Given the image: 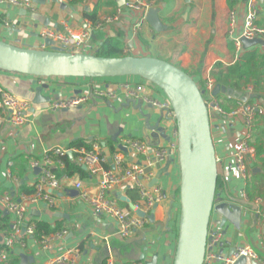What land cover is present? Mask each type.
Here are the masks:
<instances>
[{
    "label": "crops",
    "instance_id": "obj_1",
    "mask_svg": "<svg viewBox=\"0 0 264 264\" xmlns=\"http://www.w3.org/2000/svg\"><path fill=\"white\" fill-rule=\"evenodd\" d=\"M32 1L33 7L28 11L0 5V13L12 22L10 30L0 25V40L21 47L25 44H39L38 35L44 28L63 30L69 23L79 31L86 28L91 30V39L82 54L93 55L105 44H118L125 56L166 61L203 86L209 77L213 78L217 64L228 68L235 65L247 52L256 53L259 57L264 55V41L248 49L243 46L238 53L230 34L232 12L236 14L233 37L242 34L248 0H236L233 4L229 0H84L74 5L71 4L72 0ZM136 2L152 6L161 23V30L153 28L147 19L137 29L144 13L126 6L127 3ZM257 11L256 24L264 28V0L257 1ZM94 12L98 20L106 17L116 20L96 28L87 18ZM125 49L129 53H124ZM257 71L261 82L260 94L251 82L243 86L240 92L245 96L248 87H253L257 96L259 110L252 131L256 160L251 163L252 170L244 185L245 189L244 186L240 188L236 180H241L240 177L235 170H230L231 163H227L228 172L220 174L222 185L218 193L222 197L227 195L244 201V190L250 201H244L246 205L242 207L241 228L236 229L227 223L223 229L227 230L224 252L230 254L235 247L247 245L259 255L261 262L258 264H264V228L254 204L256 199L264 200V66ZM122 83L136 85L141 82L134 77L36 78L0 70V89L32 106L28 112L29 121L21 128H13L7 121L0 120V212L9 215L12 223L10 234L0 231V243L6 245L10 237L14 240L7 264L11 258L17 260L16 264H22L23 257L26 258V264H51L69 251L71 262L73 261L70 264H107L111 259L116 264H146L152 262L153 258H157L156 264H172L178 237L175 219L179 208L178 158L173 157L169 163L157 167L154 179L145 184L147 188L160 190L166 196V201L154 209V223L129 238L120 236L113 219L95 215L90 201L83 198V195L88 194L92 198L96 197L102 174L93 175L83 164L78 163L76 151L86 148H72V144H89L90 150L97 151L105 159L102 168L114 170V158L117 155L123 156L128 162L144 160L143 156L135 154L123 144L126 138L147 143L154 150L177 141L173 136L177 125L171 122L172 128L168 132L167 126L163 124L165 118L158 109L126 98L119 92L120 89L117 100L94 95L97 89L109 90L114 84ZM40 85L48 86L43 94L50 96V102L81 96L86 100L67 111L54 112L49 109V103L34 104L32 90ZM227 98L231 103L226 109L222 107L226 113H231L240 100ZM216 125L225 126L224 130L219 129L218 137L213 136L215 143H218V157H225L238 146L240 133L243 131L242 119L228 116ZM55 148L72 149V154L68 156L75 166L82 169L83 174L69 175L67 165L58 157H52L51 170L60 182V188L50 196L53 203L44 200L25 202L27 210L22 224L18 226L3 202H24L23 198L28 196L27 190L34 188L42 175L43 167L33 168L31 162L42 161ZM77 182L82 183V190L75 188ZM123 198L135 207H142L140 191L134 180L116 184L106 192L107 200L115 202L123 210L133 211ZM36 223L47 224L53 234L43 236L40 240L35 237V231L33 235L23 233L25 224L33 227ZM57 229L59 231L55 232ZM47 241L49 244L45 248Z\"/></svg>",
    "mask_w": 264,
    "mask_h": 264
},
{
    "label": "built area",
    "instance_id": "obj_2",
    "mask_svg": "<svg viewBox=\"0 0 264 264\" xmlns=\"http://www.w3.org/2000/svg\"><path fill=\"white\" fill-rule=\"evenodd\" d=\"M257 1L248 0V12L244 20V29L240 36L233 37L236 14L231 13V30L232 40L235 44L236 51L240 53L242 51V38L247 40H259L264 41V28L256 24L257 22ZM1 6H8L9 8L28 11L33 7L32 0H0ZM128 9L143 12L144 16L137 25V29L142 27V24L146 21L147 13L152 9L150 4H142V2L127 3ZM119 15L121 10L118 11ZM116 19L113 17H106L98 21L95 24L96 28H101L107 24H111ZM14 24V23H13ZM0 25L10 30L12 22L0 13ZM51 40L54 43V48L64 49L66 52L72 54H82L87 43L91 39V30L81 29L80 31L73 28L67 23L63 30H53L50 28H44L38 35L40 43L25 44L31 47H37L39 50H45L46 40ZM50 46L47 50H50ZM124 53H129L128 49H125ZM135 85V84H134ZM206 94L210 96L211 101L206 102L208 106L214 104V108L211 109L215 115L220 118H240L242 119L243 131L240 133L239 142L236 150L227 154L225 157H218L217 162L219 171L228 172L227 159L232 157L234 159V165L230 166V170H235L240 179L247 181L250 177L252 170L251 163L256 160V149L252 143L253 127L256 114L259 110V106L256 99L249 100L248 102L238 101L237 107L231 112L226 113L221 107L220 103L215 100L213 91L216 88V82L214 78L209 77L204 86ZM118 89L120 93L126 98H130L136 101H140L144 104L158 109L163 114L166 120L170 122L176 121V114L171 102L167 100H158L153 97V92L157 90V86L148 81V84H136L134 87L131 83L114 84L112 89L109 90H95L94 95L99 98H110L111 100H117ZM247 94L253 95L254 88L248 87ZM167 98V97H166ZM86 100L84 97H74L69 99H59L58 101L50 102L49 109L56 112L61 110H67L74 108L75 106L83 103ZM31 103L23 101L12 94L0 89V120L7 121L13 128H21L28 123V112L31 109ZM177 127V126H176ZM173 136L177 140L174 144H170L167 147L160 149H151L147 143L140 142L126 138L123 140V144L131 149L132 152L139 156H143L144 160L140 162H128L121 155H117L114 158V170H104L102 164L105 159L97 151H88L86 149H79L76 151V160L78 163L83 164L86 169L93 175L98 173L102 174V181L98 194L95 198L83 195L84 199L90 201L95 215H104L113 219L118 227L119 234L123 238H129L135 232L145 229L150 225V220L145 217H139L134 211H126L121 209L115 202L106 199V192L113 188L114 185L125 182L129 179L134 180L138 185L140 191V203L142 207L137 205L136 208L142 210L147 215L152 213L156 206L166 201V196L157 189H150L145 186L149 183L157 174V167L169 163V161L176 157L179 160V144H178V128L173 131ZM72 149L68 148H55L50 150L42 161L31 162L33 168H40L42 175L35 183V192L31 195L23 198L24 202L17 203L15 201H4V207L6 210L14 216L15 222L19 225L22 224L26 213V203L37 202L38 200H44L48 203H53L52 192L57 191L60 188V182L51 170L52 157L58 158L65 157L72 154ZM179 162V161H178ZM11 165V164H10ZM75 188L78 190L83 189L81 182L75 184ZM242 198L245 202L249 203V199L243 190ZM256 206V212L260 219L261 226L264 228V200L262 198L256 199L254 202ZM180 216V205L177 211L176 223L178 225ZM35 231L33 227H27L26 233L33 235ZM13 237L8 238L6 245L11 248L13 245ZM225 243V237L223 236V229L219 227L214 221L211 222L208 232V240L206 246V254L204 264H235L240 258L246 257L250 261L260 263L261 259L259 255L247 245H239L235 247L232 255L224 252L223 246ZM49 241L45 243V248L48 247ZM223 250V252H222ZM71 252H67L51 264H70ZM9 252L6 250H0V264H7ZM107 264H116L114 260H108ZM143 264V263H133Z\"/></svg>",
    "mask_w": 264,
    "mask_h": 264
},
{
    "label": "water",
    "instance_id": "obj_3",
    "mask_svg": "<svg viewBox=\"0 0 264 264\" xmlns=\"http://www.w3.org/2000/svg\"><path fill=\"white\" fill-rule=\"evenodd\" d=\"M146 19L153 28L161 30V23L156 11L151 9L147 13ZM241 41L246 49L256 46L260 42L246 38H242ZM45 45L47 47L45 50H39L37 47L29 45L21 47L0 40V70L36 78L115 79L139 77L152 82L164 92L176 114L179 144L180 216L172 264H204L211 222L214 221L221 229H224L227 223L240 229L243 224L242 207L246 205L244 201L227 195L222 197L221 193H218V154L212 129L224 130L225 126H212L211 109L214 108V104L208 106L198 83L189 74L166 61L149 57L104 58L95 55L72 54L64 49L54 48V43L48 39L45 41ZM50 46H52L50 50H47ZM47 90L48 86L46 85L33 88L35 105L50 103V96L43 94ZM220 95L242 102L257 98L255 94L244 96L240 92L218 85L213 91V96ZM122 200L127 202L131 210L139 217H147L151 223H154L153 212L147 215L137 209L129 200L124 198ZM27 227L28 225L25 224L23 233H26ZM226 235L227 230H223V236L226 237ZM233 252L234 250L230 255ZM23 261L22 264L27 263L25 257H23ZM156 263L157 258H153L152 262L146 264ZM235 264L258 263H250L248 258L242 257Z\"/></svg>",
    "mask_w": 264,
    "mask_h": 264
},
{
    "label": "trees",
    "instance_id": "obj_4",
    "mask_svg": "<svg viewBox=\"0 0 264 264\" xmlns=\"http://www.w3.org/2000/svg\"><path fill=\"white\" fill-rule=\"evenodd\" d=\"M84 0H72L71 4H76L77 2H82ZM236 0H229L231 4H233ZM87 18L93 22L94 24L98 23V18L96 15V12H94L91 15H88ZM93 55L97 57H104V58H119V57H125L123 54V49L120 48L118 44H105L100 49H98ZM264 66V55L260 56L256 53L247 52L241 59L238 60V62L230 66L228 68L224 67L221 64H217L214 72H213V78L216 82V86H223L226 88H230L234 91L241 92L243 90V86L246 84H249L250 82L255 85L256 92L260 94V88H261V82L259 79L258 74V68H263ZM260 96V95H259ZM217 98V97H215ZM86 148L87 150H90L91 147L89 144L84 142H76L72 144V148ZM54 157V156H51ZM62 160L63 163L67 165V169L70 171L68 174L72 175L74 173H82V169H80L78 166H75V164L72 163L70 157L67 155L65 157L59 158ZM222 185V179L219 176V182H218V189H220V186ZM35 192V187L30 188L27 190L28 195H31ZM179 195V192L178 194ZM11 218L9 215H4L2 212H0V231L6 232L10 234L12 232V223ZM35 227V237H38V239H42L43 236H49L53 234V231L49 229L48 225L45 223H36L34 225ZM59 231L57 229L55 232ZM0 250H6L10 251V248H8L7 245L0 243ZM17 260L15 258H11L9 261V264H16Z\"/></svg>",
    "mask_w": 264,
    "mask_h": 264
},
{
    "label": "rangeland",
    "instance_id": "obj_5",
    "mask_svg": "<svg viewBox=\"0 0 264 264\" xmlns=\"http://www.w3.org/2000/svg\"><path fill=\"white\" fill-rule=\"evenodd\" d=\"M191 77H192V76H191ZM120 78L123 79V78H126V77H120ZM134 78H138V81L141 82V84H148V81H145V80H143V79H141V78H139V77H134ZM192 78H193V77H192ZM140 79H141V80H140ZM132 86L134 87L135 85L132 84ZM198 86H199V88H200V90H201V92H202V94H203V97H204L205 101H206V102H210V101H211V99H210L211 97L208 96V95L206 94V90H205L203 84L199 83ZM161 94H162V95H161ZM153 97L156 98V99H158V100H160V99H162V100H167L166 95L164 94V92H163L161 89H159L158 87H157V90L153 92ZM215 100H216L218 103H220L221 107L223 106L225 109L228 107V104L231 103L230 100H228L227 96H225V97H224V96H218L217 98H215ZM223 107H222V108H223ZM222 118H224V117H222ZM222 118H220L219 116H217V115H215L213 112H211V123H212V126L214 127V126L216 125V123H218V122L221 121ZM235 119H236V118H235ZM173 123L175 124V122H173ZM163 124L167 126V130H168V132H170V130H171V128H172V124H171V122H170L169 120L164 119V120H163ZM242 127H243V126H242ZM212 132H213V133H212L213 136H214V135H215L216 137L219 136V130L212 129ZM217 141H218V139H217ZM216 143H217V142H216ZM216 143H215V141H214L215 146H216ZM217 144H218V143H217ZM227 163H228V164L231 163V165H234V159H233L232 157H229V158L227 159ZM225 172H226V171H225ZM220 174H221V175L224 174V173L222 172V169H220V171H219V176H220ZM236 180H238L237 183L240 184V188H243V186L246 184V181H244L243 179H241V180L236 179ZM245 187H246V186H244V189H245ZM213 215H214V214H213ZM212 217H213V216H212ZM177 226H178V225H177ZM177 228H178V227H177ZM177 233H178V230H177Z\"/></svg>",
    "mask_w": 264,
    "mask_h": 264
}]
</instances>
